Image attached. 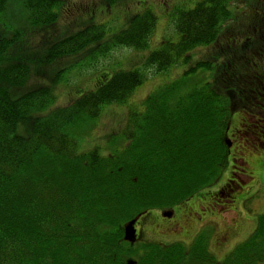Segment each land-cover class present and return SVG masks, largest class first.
Masks as SVG:
<instances>
[{"label":"trees","instance_id":"obj_1","mask_svg":"<svg viewBox=\"0 0 264 264\" xmlns=\"http://www.w3.org/2000/svg\"><path fill=\"white\" fill-rule=\"evenodd\" d=\"M66 1L0 0V264H185L189 256L200 255L197 260L213 263L201 239L190 251L181 244L136 249L124 240V229L143 213L175 207L212 186L228 162L229 117L238 115L232 139L237 131L249 130L246 122L243 130L238 128L245 113L263 111L264 44L254 37L257 26L247 33L235 27L234 0H200L191 9L177 6L169 16L177 39L164 35L141 69L114 72L67 105L49 108L53 89L43 81L27 86L34 65L22 55L27 30H50L44 34L48 45L36 58L48 66L82 52L97 62L116 49L145 50L156 29L157 17L147 9L108 37L106 25L93 23L56 37L51 28L67 16L68 11L62 12ZM100 1L107 7L142 3ZM242 13L248 15L247 9ZM260 20L263 33L264 12ZM231 24L235 49L227 51L220 38L226 41ZM237 34L249 39H235ZM208 48L219 59L210 82L183 91L189 76L213 69L211 60L202 58L181 79L149 94L141 113L131 109L123 146L114 140L105 155L99 148L78 151L72 127L87 125L104 106L126 105L145 72L162 74ZM50 79L57 84L59 75ZM253 119L254 130L264 132L259 118ZM237 178L232 173L220 197L236 190ZM138 249L142 252L135 257ZM262 259L264 214L224 264Z\"/></svg>","mask_w":264,"mask_h":264},{"label":"rangeland","instance_id":"obj_2","mask_svg":"<svg viewBox=\"0 0 264 264\" xmlns=\"http://www.w3.org/2000/svg\"><path fill=\"white\" fill-rule=\"evenodd\" d=\"M198 1L200 0H142V3L125 1L107 7L100 0H68L62 11L63 13L68 11L67 16H64L51 28V31L55 30L56 37H63L77 32L90 23L106 25V37H108L124 28L130 17L149 9L157 17L156 29L149 46L147 49L139 51L116 49L106 57L98 58L97 62L85 58L86 53L82 52L79 55L62 58L48 66H40L43 63H37L36 58L47 47L48 44H46L44 34L47 35L50 30L47 32L27 30L29 39L26 43H23V47L22 45L19 46L25 49V51L21 49L22 55L29 56L33 61L32 64H34L30 69L27 86H33L37 82L41 83L43 81L44 85L53 89L55 96L49 108L62 107L79 97L83 92L95 89L99 83L107 81L114 72L141 69L144 58L149 52L158 49L159 42L164 35L167 38L172 37L173 40L177 39L170 27L171 19L169 16L173 9L177 6L191 9ZM234 2V6L237 7L234 13L235 27L247 33L252 27L257 26L258 34L254 37L257 43L264 44V32H261L263 29L260 20L264 12V0H234ZM245 9H247L248 15L242 13ZM231 27L232 24L225 30L227 34L226 41H223V35L220 38V41L224 42L223 47H221L227 51L235 49L234 35L228 31L232 30ZM235 37L238 40L249 39L247 34H244V36L237 34ZM228 38H230L229 42ZM231 40L232 42H230ZM256 48L260 47L256 45ZM211 53L212 51L209 48L198 49L192 54V58L187 64L173 66L162 74L145 72L143 83L135 90L126 105L104 106L100 115L88 124L86 123L87 125L70 129V136L76 141L78 151L88 152L94 148H99L101 154L105 155L110 152L114 140L117 145L123 146L125 142L124 130L131 109L141 113L144 109L143 101L149 94L157 91L164 84L181 79L187 70L193 68L200 60H204L202 58L211 60L213 69L210 71L199 70L189 76L186 83L183 84V91L186 92L189 87L190 89L200 87V85L210 82L212 72L219 63L217 56ZM89 58L91 59V56ZM55 74L59 75L57 84H53L50 79ZM188 82H190V85H188ZM237 116L236 113H233L229 117L226 133V137L229 139L232 133L231 129L238 123H235L238 119ZM260 141L264 142V139ZM249 142H233L232 146H234L230 148L227 156L228 162L213 187L205 188L207 191L203 190L192 198L185 200L182 204L175 206L172 210L174 214L172 217L171 214H166L165 210H161V212L151 210L137 216L133 224L134 239L136 241L134 246L139 248L141 245L148 243L162 246L182 243L184 247L188 245L191 248L198 238H201L203 247H206V252L211 259L215 260L216 264H224L223 260L250 237L256 226L258 216L264 214V147L257 149L261 146L257 140ZM119 146L116 148H120ZM233 159L244 162H240L244 166L236 167L243 172L239 177L242 182L241 189L238 188V191L232 192L234 194L230 200L215 199L216 190L226 183L232 172L231 160ZM216 200L219 201V204L216 203ZM216 207H221V209L218 208L213 215L209 214ZM217 216L220 217V223L217 222ZM184 220H187V223H184ZM166 223L169 225L179 223V230H175L177 233L167 234L163 232L167 228ZM153 225L154 229L152 228ZM141 251L142 249L136 250L135 257L140 255ZM189 258L190 261L186 264H210V262L202 261V259L197 260L202 258L201 255L189 256ZM131 259L137 260L134 257ZM255 264H264V262Z\"/></svg>","mask_w":264,"mask_h":264},{"label":"flooded vegetation","instance_id":"obj_3","mask_svg":"<svg viewBox=\"0 0 264 264\" xmlns=\"http://www.w3.org/2000/svg\"><path fill=\"white\" fill-rule=\"evenodd\" d=\"M262 107H263V111H261V112H257L256 114H252L251 116H248V115H250V114H247V113H245V116L247 117L245 120H243V121H240V123H239V125H238V128H242V130H243V128L244 127H246V126H244L243 125V123L244 122H246V123H248L249 125H250V127H249V130L246 132V134H242L240 131H237L236 132V134H238V137L237 138H235L236 136H232V138H233V142H239V141H242V143H244V142H251V140H257L258 141V143L261 145L260 147H258L257 149H259V148H261V147H264V142H262V141H260V140H263L264 139V132L262 131V130H260V129H257V130H254L257 126H255L254 124H256V120L255 119H253V118H255V117H258L259 118V122H262L263 124H264V99H263V104H262ZM259 127H262V129H264V126L262 125H260ZM249 142V143H250ZM249 143H246V144H249ZM243 145V144H242ZM264 149V148H263ZM256 151H258V150H256ZM239 170V169H238ZM241 173V170H239V172H238V174H240ZM222 189H224V187L222 188ZM216 196H214L216 199L218 198V195H217V192H216V194H215ZM216 203H217V200H216ZM158 212H161V210H159ZM164 212H166V214H168V215H170L171 214V217L174 215L173 213H172V211H169V210H166V211H164ZM163 212V213H164ZM204 214V213H203ZM203 214L201 215V218H202V216H203ZM184 223L186 222L187 223V220H184L183 221ZM150 226V225H149ZM165 226H167V228L166 229H164L163 230V232H165V233H167V234H176L177 232L175 231L176 229L177 230H179V227H180V225H179V223L178 224H176V225H169L168 223H166L165 224ZM151 227V226H150ZM153 229H154V225H153V227H152Z\"/></svg>","mask_w":264,"mask_h":264},{"label":"water","instance_id":"obj_4","mask_svg":"<svg viewBox=\"0 0 264 264\" xmlns=\"http://www.w3.org/2000/svg\"><path fill=\"white\" fill-rule=\"evenodd\" d=\"M133 222L130 223L129 226L126 227L125 229V239L126 240H131L132 236L134 235V230L132 228Z\"/></svg>","mask_w":264,"mask_h":264}]
</instances>
